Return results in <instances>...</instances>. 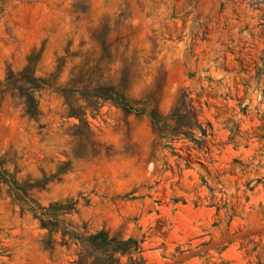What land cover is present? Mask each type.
Here are the masks:
<instances>
[{
	"label": "rangeland",
	"instance_id": "374dc122",
	"mask_svg": "<svg viewBox=\"0 0 264 264\" xmlns=\"http://www.w3.org/2000/svg\"><path fill=\"white\" fill-rule=\"evenodd\" d=\"M136 263L264 264V0H0V264Z\"/></svg>",
	"mask_w": 264,
	"mask_h": 264
},
{
	"label": "trees",
	"instance_id": "16d2710c",
	"mask_svg": "<svg viewBox=\"0 0 264 264\" xmlns=\"http://www.w3.org/2000/svg\"><path fill=\"white\" fill-rule=\"evenodd\" d=\"M121 250H123L122 252H124L125 248H121ZM114 252H119L118 249H114ZM137 264V263H136ZM139 264V263H138Z\"/></svg>",
	"mask_w": 264,
	"mask_h": 264
}]
</instances>
